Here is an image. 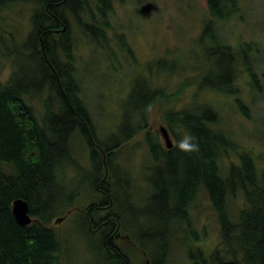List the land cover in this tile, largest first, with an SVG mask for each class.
I'll list each match as a JSON object with an SVG mask.
<instances>
[{
  "label": "trees",
  "instance_id": "16d2710c",
  "mask_svg": "<svg viewBox=\"0 0 264 264\" xmlns=\"http://www.w3.org/2000/svg\"><path fill=\"white\" fill-rule=\"evenodd\" d=\"M116 1L124 3L0 0V65L7 61L11 67L7 81L0 79V264H69V241L52 223L72 212H77L74 223L97 242L98 264H177L175 246L185 253L183 264H264L263 152L245 146L224 123L229 113L225 106L233 107L234 99L246 113L253 101L249 94L264 93L258 82H249L251 88L242 92L247 71L254 79L259 74L251 65L246 69L237 48L247 54L260 51L250 38L239 42L241 34L230 27L245 19L242 1L206 0L208 14L194 42V67L174 47L179 54L162 83H146V78L144 84L137 82L120 123L103 137L86 103L75 51L89 32L99 46L110 42L107 33L115 28L108 16ZM16 5L26 6L30 16L25 35L16 31L20 44L5 31L8 10ZM127 51L135 56L132 49ZM206 87L218 93L202 96ZM187 95L186 104L177 106ZM154 109L160 110V120L175 140L172 148L151 131ZM141 133L144 147L137 140ZM186 134L196 138L198 151L179 148ZM78 143L88 154L86 164L75 155ZM139 148L148 158H143L148 161L146 174L129 161ZM71 172L74 178L68 180ZM131 188L143 191L136 214L124 198ZM18 198L30 205L34 222L28 226L13 215ZM203 198L219 223V240L210 252L198 245L193 221ZM119 233L130 244L122 246V240L112 238Z\"/></svg>",
  "mask_w": 264,
  "mask_h": 264
},
{
  "label": "rangeland",
  "instance_id": "374dc122",
  "mask_svg": "<svg viewBox=\"0 0 264 264\" xmlns=\"http://www.w3.org/2000/svg\"><path fill=\"white\" fill-rule=\"evenodd\" d=\"M241 1L245 19L233 21L230 27L232 30L235 27L236 32L241 34L239 42L244 43L250 38L258 43L262 60L256 62L253 67L258 69L264 88L262 76L264 72V0ZM113 10L108 16L110 26L115 28L114 31L107 33L111 38L110 42L99 46L93 42L95 35L89 32V37L78 40L79 47L75 51L86 103L103 137L114 131L120 123L121 115L124 114V104L131 97L132 89L136 88L137 82L143 83V79L146 78V83L148 79L153 82L159 79L158 83H162L161 78L165 77L169 63L179 54L174 51V47L180 54L184 53L182 55L186 57L188 64L194 67L193 53L196 49L194 42L199 38L202 21L208 14L206 0H124V3L116 1ZM8 13L6 22L9 25L5 27V31L16 37L17 44L23 43L16 31L19 28L22 33L19 36L23 37L24 29L30 26L28 9L26 6L16 5L13 6V10H8ZM127 48L132 49L135 56L129 53ZM168 52H170L169 56H167ZM163 62L167 64L163 65ZM2 65H4L3 69ZM10 68L7 61L0 65L2 69L0 79L3 82L10 76ZM35 70L39 79L40 72L38 68ZM27 72L31 74V71ZM24 74H26L25 71ZM172 82L175 84L176 80L172 79ZM249 95L251 97L248 96V98L253 99L249 105L251 117H247L248 115L246 116L237 105L233 107L228 105L225 106L226 110L229 109V113L224 123L230 124L228 126L234 129L236 136L245 146L252 147L256 154L263 152L264 156V93L261 92L259 96ZM186 100L188 95L177 106L182 107L186 104ZM196 101L197 105L201 104L199 99ZM130 103L133 106L136 104L134 100ZM44 108V104L41 103L40 110ZM149 125L151 131L158 132L165 145L160 134V127L166 125L160 120L159 109L151 112ZM137 140L142 144L141 147H144V133L139 134ZM83 148L81 143L76 144L75 155L81 158L83 164H86L88 154ZM142 153L145 154L143 148H139L135 156L131 155L129 161L130 164L135 165V171L146 174L148 161L145 162L143 158L147 160L148 158L142 157ZM232 157L235 159L233 154ZM260 163L264 166V159ZM151 173L153 174L154 170ZM70 176L68 180L74 178L72 172ZM138 192L140 195L143 193L141 190ZM126 196L127 194L124 198ZM237 201L232 202L231 205L235 206ZM145 205L146 203L140 204L139 207L144 209ZM210 206L208 199L199 200L193 215L194 224L199 230L198 245L209 252L219 240V223ZM129 208L132 210L130 212L136 214L135 208L138 209L136 205L132 206L130 203ZM76 216L77 212H72L64 217L62 223H54L55 228L69 241L71 257L69 264H98L100 256L96 253L97 242L89 240L82 228L74 223ZM125 239H120L122 246L130 244V238ZM173 258L177 264H183L185 261V253L180 246L174 247Z\"/></svg>",
  "mask_w": 264,
  "mask_h": 264
},
{
  "label": "water",
  "instance_id": "95a60500",
  "mask_svg": "<svg viewBox=\"0 0 264 264\" xmlns=\"http://www.w3.org/2000/svg\"><path fill=\"white\" fill-rule=\"evenodd\" d=\"M160 134L164 139V142L167 145V148H172L174 146L173 138L169 132V130L165 126L160 127ZM13 215L15 220L21 226H28L34 222L31 213H30V205L29 203L23 199L18 198L13 202ZM65 218L61 217L56 220V224H60L63 222Z\"/></svg>",
  "mask_w": 264,
  "mask_h": 264
},
{
  "label": "flooded vegetation",
  "instance_id": "af4514ba",
  "mask_svg": "<svg viewBox=\"0 0 264 264\" xmlns=\"http://www.w3.org/2000/svg\"><path fill=\"white\" fill-rule=\"evenodd\" d=\"M233 41V40H232ZM238 42V41H237ZM215 49L216 48H214L213 49V53L215 54ZM240 52H239V58L241 59V63L242 64H244V65H246V69H249L248 68V66H250V65H256V62H258L259 60H262L261 59V53H260V51H258V50H256V51H251V52H249V54H247V53H243L242 51H241V49L238 47L237 48ZM199 54L200 53H198V58H199V60H200V56H199ZM250 62L252 63V64H250ZM247 76H248V80L246 81V84H248L249 82L250 83H252V82H258V84H261L262 85V80L260 79V74H259V78L258 79H254L253 77H252V75H249V73H248V71H247ZM262 76H263V78H264V72L262 73ZM253 79H252V78ZM211 82H214L213 80H211ZM225 82H230L229 80H226ZM239 82H241V81H239ZM263 86V85H262ZM199 89H201V87L199 88ZM243 87H242V92H243ZM247 89H249V88H247ZM202 94L201 95H203V94H206L207 93V91L210 93V94H217L218 92H217V89L216 88H210V87H206V88H203L202 90ZM200 91V92H201ZM220 93V92H219ZM258 94H260V93H258ZM257 94V95H258ZM200 95V96H201ZM222 95H226L225 93H223L222 92ZM233 102H234V104L235 105H237L235 102H236V99H234L233 100ZM238 106V105H237ZM250 111H247L246 113H249ZM246 113H244L246 116H247V114ZM173 142H174V144H175V140L173 139ZM119 227L120 226H118L117 225V229H119ZM113 239H116V240H120V239H123V237L120 235V233L119 234H117L116 235V237H112ZM125 239V238H124ZM121 241V240H120ZM125 244H127L126 242H124ZM147 264H148V260H147Z\"/></svg>",
  "mask_w": 264,
  "mask_h": 264
},
{
  "label": "bare ground",
  "instance_id": "6f19581e",
  "mask_svg": "<svg viewBox=\"0 0 264 264\" xmlns=\"http://www.w3.org/2000/svg\"><path fill=\"white\" fill-rule=\"evenodd\" d=\"M254 65H251V68L256 72V73H258V74H260L259 73V71H258V69L256 68V67H253ZM251 69V70H252ZM214 82H216V81H214ZM247 88H251L248 84H246L245 85V88L243 89V93H247ZM207 95H211L208 91H207V93L206 94H203L202 96H207ZM193 97H195V95L193 96ZM197 97V96H196ZM198 98V97H197ZM135 188V187H134ZM134 188H131V189H129V191H127L126 192V194H127V200H128V202H129V204L131 203L132 204V206L133 205H135L138 201H139V199L141 198L140 197V193L138 192V190H135ZM141 195H143V193L141 194ZM144 197H142V199H143ZM145 200V199H144ZM15 201V200H14ZM12 208H13V205H12ZM57 217V218H56ZM55 218H54V222L52 223V224H54V223H56V220L58 219V218H61V216L59 215V216H56ZM33 218V217H32ZM33 220H34V218H33Z\"/></svg>",
  "mask_w": 264,
  "mask_h": 264
},
{
  "label": "clouds",
  "instance_id": "9594fccd",
  "mask_svg": "<svg viewBox=\"0 0 264 264\" xmlns=\"http://www.w3.org/2000/svg\"><path fill=\"white\" fill-rule=\"evenodd\" d=\"M196 138L191 134H186L178 142V146L185 152L198 151V144L195 142Z\"/></svg>",
  "mask_w": 264,
  "mask_h": 264
}]
</instances>
